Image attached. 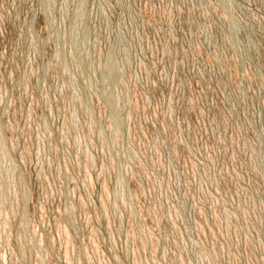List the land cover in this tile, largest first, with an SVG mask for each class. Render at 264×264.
I'll return each mask as SVG.
<instances>
[{"label": "rangeland", "instance_id": "1", "mask_svg": "<svg viewBox=\"0 0 264 264\" xmlns=\"http://www.w3.org/2000/svg\"><path fill=\"white\" fill-rule=\"evenodd\" d=\"M0 264H264V0H0Z\"/></svg>", "mask_w": 264, "mask_h": 264}]
</instances>
